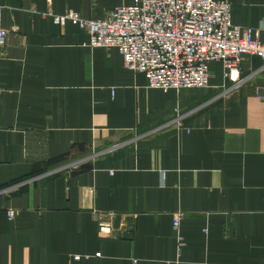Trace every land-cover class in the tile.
Masks as SVG:
<instances>
[{
    "label": "crops",
    "instance_id": "1",
    "mask_svg": "<svg viewBox=\"0 0 264 264\" xmlns=\"http://www.w3.org/2000/svg\"><path fill=\"white\" fill-rule=\"evenodd\" d=\"M230 1L264 40V0ZM134 2L0 0V264H264V60L165 91L47 14Z\"/></svg>",
    "mask_w": 264,
    "mask_h": 264
},
{
    "label": "built area",
    "instance_id": "2",
    "mask_svg": "<svg viewBox=\"0 0 264 264\" xmlns=\"http://www.w3.org/2000/svg\"><path fill=\"white\" fill-rule=\"evenodd\" d=\"M57 23L72 20L90 34V46L117 48L124 67L142 72L148 86L169 89L208 88L212 62H221L225 77L240 80L245 55L264 60V40L259 30L232 22L230 0H135L110 11L105 19L89 20L69 10L65 14L47 13ZM8 31L0 29V52ZM174 122L183 127L182 112L176 109ZM16 210H8L10 219ZM181 213L174 217L179 228ZM102 234H113L112 225L99 221Z\"/></svg>",
    "mask_w": 264,
    "mask_h": 264
}]
</instances>
